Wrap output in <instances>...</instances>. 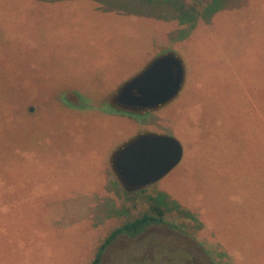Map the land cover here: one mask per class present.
I'll return each instance as SVG.
<instances>
[{"label": "rangeland", "instance_id": "374dc122", "mask_svg": "<svg viewBox=\"0 0 264 264\" xmlns=\"http://www.w3.org/2000/svg\"><path fill=\"white\" fill-rule=\"evenodd\" d=\"M74 1L0 0V264H92L155 202L191 236L154 225L104 264L128 249L132 264H264V0H173L182 10L139 16L124 9L136 0ZM167 53L184 64L179 93L119 104ZM147 133L177 138L184 156L131 188L114 157Z\"/></svg>", "mask_w": 264, "mask_h": 264}, {"label": "water", "instance_id": "95a60500", "mask_svg": "<svg viewBox=\"0 0 264 264\" xmlns=\"http://www.w3.org/2000/svg\"><path fill=\"white\" fill-rule=\"evenodd\" d=\"M185 68L180 57L167 53L154 59L120 89L118 101L129 107L155 108L181 90ZM184 147L175 137L147 133L138 136L115 155V168L131 188L150 185L171 172L183 159Z\"/></svg>", "mask_w": 264, "mask_h": 264}, {"label": "trees", "instance_id": "16d2710c", "mask_svg": "<svg viewBox=\"0 0 264 264\" xmlns=\"http://www.w3.org/2000/svg\"><path fill=\"white\" fill-rule=\"evenodd\" d=\"M115 1L119 2L118 0H115ZM151 3L152 5H150ZM178 3L179 1H173V0H164V2L163 1L154 2L151 0L149 1L148 0H136V1H132L129 4H132V7L134 6L135 9L138 10L139 12H142L144 8L151 6L155 9V12H152L151 14L157 15L156 11H158V9L164 8L165 7L164 5L166 6L169 5L170 7H172V10L179 11L181 9V6ZM153 8H150V9H153ZM214 11L215 10L213 9L212 12ZM171 14L175 15L176 13L173 14V12H171ZM183 21L185 20L183 19ZM164 196H167V195L164 194ZM182 212L185 215L188 214V211H186L185 209H182ZM166 215H167L166 209L163 206H161L160 203H157V202L152 203L150 208L147 211L142 212L140 215L136 216L135 218L122 223L120 226L116 227L110 232V234L105 238V240L99 246L96 252L95 258L92 261V264H104L105 254H106L108 247L111 244H113L115 241H117L120 237L126 236V237H131V238H138L144 234H147L149 229L154 225L166 224L170 228L179 229L184 234L191 236L190 235L191 233H189L185 229H182L180 224H176L174 222L167 220ZM143 246L145 247V245L141 244L139 247L143 248ZM187 248L193 249L192 247H187ZM139 250L140 249H138V251ZM192 253L196 254L197 251L196 252L193 251ZM134 254L136 255L139 253L136 251H133V249L132 250L128 249L127 251H124L122 254H120V256L116 258L114 264H120L122 262H124L125 264H128V263L132 264L133 262L138 261V259L131 260ZM194 256L197 259V256L196 255Z\"/></svg>", "mask_w": 264, "mask_h": 264}, {"label": "crops", "instance_id": "0c3cea01", "mask_svg": "<svg viewBox=\"0 0 264 264\" xmlns=\"http://www.w3.org/2000/svg\"><path fill=\"white\" fill-rule=\"evenodd\" d=\"M54 1H57V2H68L69 4H73L75 3L74 0H35L36 3H40V2H46V3H49V2H54ZM88 1H91L93 2L95 5H97L98 3H102L103 0H88ZM103 4V3H102ZM108 8H114L116 9V7H111V6H106ZM124 9H126V11H131L133 13L134 16H139V15H136V14H140V13H143V12H139L138 10L135 9V7L133 6L132 7V4H127ZM142 15H145V16H149L147 14H142ZM123 26L126 28L127 25H124L123 23ZM128 27V26H127ZM152 34H150L148 36V38L151 36ZM160 39V38H159ZM147 41H149V39H147Z\"/></svg>", "mask_w": 264, "mask_h": 264}, {"label": "flooded vegetation", "instance_id": "af4514ba", "mask_svg": "<svg viewBox=\"0 0 264 264\" xmlns=\"http://www.w3.org/2000/svg\"><path fill=\"white\" fill-rule=\"evenodd\" d=\"M118 94H119V92H118ZM118 94H117V96H116V101H118ZM118 103H119V101H118ZM120 104V103H119ZM122 105V104H121ZM122 106H124V105H122ZM124 107H128V108H130V109H134V110H136V109H143V108H138V107H129V106H124ZM115 158V157H114Z\"/></svg>", "mask_w": 264, "mask_h": 264}]
</instances>
